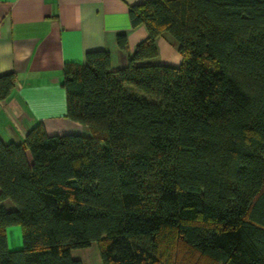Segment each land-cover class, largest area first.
Wrapping results in <instances>:
<instances>
[{
    "label": "trees",
    "instance_id": "obj_1",
    "mask_svg": "<svg viewBox=\"0 0 264 264\" xmlns=\"http://www.w3.org/2000/svg\"><path fill=\"white\" fill-rule=\"evenodd\" d=\"M129 17L148 37L126 66L105 49L64 65L87 135L0 137V264H84L72 250L94 242L103 264H185L166 233L213 264H264V0H146ZM166 35L178 65L152 61ZM16 77L0 75V100Z\"/></svg>",
    "mask_w": 264,
    "mask_h": 264
},
{
    "label": "crops",
    "instance_id": "obj_2",
    "mask_svg": "<svg viewBox=\"0 0 264 264\" xmlns=\"http://www.w3.org/2000/svg\"><path fill=\"white\" fill-rule=\"evenodd\" d=\"M146 0H0V75L15 72L16 84L0 100V137L21 143L27 132L43 123L49 134L81 133L87 126L69 119L64 65L83 63L88 51L105 49L112 68L128 63L139 43L148 37L144 25L133 27L131 5ZM126 33L128 47L121 49L117 36ZM159 55L152 61L178 65L182 57L169 36L157 40ZM15 210L10 200H4ZM11 250L22 248L17 240Z\"/></svg>",
    "mask_w": 264,
    "mask_h": 264
},
{
    "label": "rangeland",
    "instance_id": "obj_3",
    "mask_svg": "<svg viewBox=\"0 0 264 264\" xmlns=\"http://www.w3.org/2000/svg\"><path fill=\"white\" fill-rule=\"evenodd\" d=\"M9 234V239L11 243L16 242L17 240L21 241L23 244V231L20 225H14L7 228ZM165 247L166 252L171 255L173 261H180L183 263L195 261L194 264H213L211 261L202 259L198 257L193 251L188 249L186 244L181 241V239L176 240V235L167 234L165 235ZM72 255L75 258L81 259L84 264H103L99 244L94 242L90 247L73 249Z\"/></svg>",
    "mask_w": 264,
    "mask_h": 264
}]
</instances>
